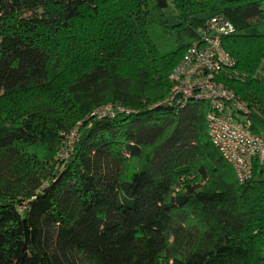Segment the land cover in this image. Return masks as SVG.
Returning <instances> with one entry per match:
<instances>
[{
  "label": "trees",
  "instance_id": "1",
  "mask_svg": "<svg viewBox=\"0 0 264 264\" xmlns=\"http://www.w3.org/2000/svg\"><path fill=\"white\" fill-rule=\"evenodd\" d=\"M216 14L264 132V0H0V264H264V161L238 182L208 104L163 103Z\"/></svg>",
  "mask_w": 264,
  "mask_h": 264
},
{
  "label": "built area",
  "instance_id": "2",
  "mask_svg": "<svg viewBox=\"0 0 264 264\" xmlns=\"http://www.w3.org/2000/svg\"><path fill=\"white\" fill-rule=\"evenodd\" d=\"M233 31L232 24L221 15H212L198 30L197 40L181 56L169 75L171 89L163 103L183 106L186 102L204 101L209 106L205 123L208 137L222 158L233 168L240 183L252 175L253 159L264 161V132L254 133L240 117L246 119L247 105L217 80L222 72L232 69L235 62L223 48L221 39ZM130 110L113 105L96 109L91 115L114 116ZM76 129L66 133L72 143ZM61 149L59 157H66Z\"/></svg>",
  "mask_w": 264,
  "mask_h": 264
},
{
  "label": "rangeland",
  "instance_id": "3",
  "mask_svg": "<svg viewBox=\"0 0 264 264\" xmlns=\"http://www.w3.org/2000/svg\"><path fill=\"white\" fill-rule=\"evenodd\" d=\"M164 15H165V18H166L168 25H173V24H176L178 22L177 14H176V12H175V10L171 4H168V6L165 8ZM261 75H264V63L262 64V68L259 70V73L257 76H261ZM242 101L246 103V101H244V100H242ZM240 120L242 122L246 123V121H244V120H246L245 118L240 117ZM246 124H248V123H246Z\"/></svg>",
  "mask_w": 264,
  "mask_h": 264
}]
</instances>
